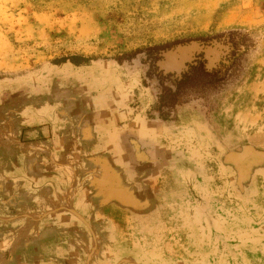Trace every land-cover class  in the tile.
Returning <instances> with one entry per match:
<instances>
[{
  "label": "rangeland",
  "instance_id": "374dc122",
  "mask_svg": "<svg viewBox=\"0 0 264 264\" xmlns=\"http://www.w3.org/2000/svg\"><path fill=\"white\" fill-rule=\"evenodd\" d=\"M229 31L247 35L235 79L160 120L158 85L134 53L192 40L164 53L159 70L179 74L200 52L212 67L226 48L193 40ZM73 55L89 62L60 63ZM53 111L141 116L123 134L151 211L128 215L140 227L126 264H264V0H0V147L14 138L11 117ZM19 238L0 264H63L20 261ZM92 255L95 246L71 264H113Z\"/></svg>",
  "mask_w": 264,
  "mask_h": 264
},
{
  "label": "crops",
  "instance_id": "0c3cea01",
  "mask_svg": "<svg viewBox=\"0 0 264 264\" xmlns=\"http://www.w3.org/2000/svg\"><path fill=\"white\" fill-rule=\"evenodd\" d=\"M47 118L11 117L14 138L0 147V249L19 234L20 261L71 264L95 246L91 262L126 264L140 227L128 215L151 211L141 205L140 167L128 161L123 134L141 116L53 111Z\"/></svg>",
  "mask_w": 264,
  "mask_h": 264
},
{
  "label": "trees",
  "instance_id": "16d2710c",
  "mask_svg": "<svg viewBox=\"0 0 264 264\" xmlns=\"http://www.w3.org/2000/svg\"><path fill=\"white\" fill-rule=\"evenodd\" d=\"M247 35L238 31L217 33L211 36H203L193 41L200 42L202 47L209 48L219 46L226 48V54L212 67L204 59L203 52L185 64L179 74H165L159 70L157 63L162 60L163 54L172 50L174 46L185 43H172L146 47L136 53L144 52L148 71L146 77L155 81L159 93L155 111L162 121H169L176 106L186 102L188 98H205L224 89L236 77L237 68L244 55L243 49H248ZM132 54V55H134ZM125 55L124 58H130ZM69 62L79 67L89 62L86 57L73 55L60 59V63Z\"/></svg>",
  "mask_w": 264,
  "mask_h": 264
}]
</instances>
